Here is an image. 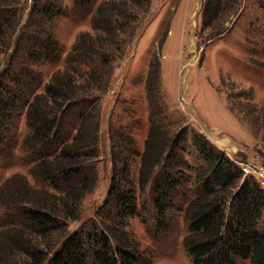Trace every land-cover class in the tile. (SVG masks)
I'll return each instance as SVG.
<instances>
[{
  "label": "rangeland",
  "instance_id": "1",
  "mask_svg": "<svg viewBox=\"0 0 264 264\" xmlns=\"http://www.w3.org/2000/svg\"><path fill=\"white\" fill-rule=\"evenodd\" d=\"M78 1L79 4L77 0H16L10 5L9 0L7 6L0 5L20 7L11 18L9 13L0 14L3 22L7 19L12 24L11 29L8 26L0 33V83L18 74L14 69L22 60L28 61L27 48L35 46L36 51H42L44 38L49 34L58 41V60L41 62L31 70L28 67L30 74L25 73L39 75L41 83H37L35 92L38 95L55 72L65 70V58L75 40L82 34L96 35L91 20L99 5L108 2L103 6L115 10L125 7L134 13L131 20L136 26L132 29L129 21L128 27L123 26L106 41H100L108 48L112 46L115 56L108 61L99 81L90 85L86 81L89 74H84L99 67L95 60L80 64L73 72L81 101L66 114L65 120L75 119L86 98L96 99L101 117L94 147L98 159L81 163L79 174L70 176L68 181H43L37 174L35 155L22 146L32 133L27 126L26 106L16 120V145H9V155L4 161L0 159V254L10 255L12 261L26 258L19 251V244L11 241L13 237H22L34 247L35 242L43 241L42 247L50 252L70 234L83 235L106 226L117 227L135 239L148 254L145 258L149 263L145 264H192L183 243L191 233L190 217L184 216V210L189 201L202 194L200 184L194 180L210 177L209 162L192 144L193 138L206 144V150L230 164L233 174L238 175L236 186L214 194L218 197L219 193L218 199L222 198L226 222L231 220L230 209L234 205L231 194L244 180H253L264 192V0H220L217 7L207 6L209 1L217 5L218 0ZM46 5L51 6L47 9L51 10L50 16L43 13ZM127 14H122V21ZM16 24L20 25V35L12 36ZM156 64L158 91L152 94L154 104L149 106L145 85ZM95 84L97 89L92 86ZM154 112L159 117L154 121L160 126L158 132L172 143V148H164L161 162L180 159L177 162L184 163L182 176L188 181L178 190L177 204L167 214L169 230L155 235L154 175L142 191L136 190L137 213L131 217L116 216L114 193L109 194L110 184L119 181L121 172L127 181L138 185L140 157L153 124L150 113ZM109 126L113 135L126 133V141L131 144L127 152L121 153L113 144L117 138L110 135ZM74 134L73 131L71 135ZM169 149L171 154H167ZM165 163L160 164L164 173ZM126 186L121 183L122 188ZM67 196H71L72 203L78 201V205L64 218V214H58L72 204ZM22 199L25 203L34 200L48 205L58 218V228L45 232L43 238L29 232V224L18 215L22 207H29L16 204ZM105 218L116 225L107 223ZM110 242L114 244L112 238ZM235 264L250 262L235 260Z\"/></svg>",
  "mask_w": 264,
  "mask_h": 264
},
{
  "label": "trees",
  "instance_id": "2",
  "mask_svg": "<svg viewBox=\"0 0 264 264\" xmlns=\"http://www.w3.org/2000/svg\"><path fill=\"white\" fill-rule=\"evenodd\" d=\"M8 1L0 0V5L2 3V5L7 6L6 4L10 3ZM14 3L16 4V0H11L10 5H14ZM76 3L79 4L80 2L77 0ZM107 3L104 2L103 5ZM219 3L220 0L217 1V5L215 2L209 1L207 7H217ZM103 5L98 6L91 20L92 29L96 35L82 34L75 40L71 50L66 55L65 70L55 72L40 95L35 94L39 87L37 83L40 82V77L36 74L35 76L28 75L30 73L27 69L29 67L31 70L34 68L33 66L44 61L55 62L58 60L60 48L56 37L52 34L44 38L42 51H36L35 46L27 48L29 49V56L26 58L28 61L22 60L17 69H14V64L10 63L9 65L15 70L14 72L18 74H14V77L4 84L0 83V159L3 160L9 155L6 153V148L9 145H16V120L26 106L27 126L32 133L26 138L22 146L27 148L30 154L35 155V159L38 161V176L50 184L56 182L57 178L68 181L72 178L70 176L81 172V163L98 159L94 147L98 139L97 132L100 128L101 117L98 103L95 104L96 99H84L74 120L66 121L65 118L66 114L72 112L73 107L81 101L77 97L79 89L72 79L73 72H77V66L95 60L99 67L96 66V69L93 67L84 74L86 76L89 74L86 81L90 82V85L96 83L100 80L108 61L115 56L112 52L113 47L108 48L100 41H106L114 31L123 26L128 27L129 21L132 22V29L136 28L134 19L131 20L133 12L127 11L125 7L115 10L113 7H104ZM43 7H45L43 13L45 12V15L50 16L51 6ZM19 8L0 7V14L2 12H5L6 15L9 13V18H11ZM48 8L50 9L47 10ZM124 13H128L125 22L122 21L121 17ZM4 22L0 18V33L3 32V28H8V26L10 27L8 29L12 28L9 20L6 19ZM19 26V24L15 25L12 36L20 35L19 29H17ZM12 45L13 42L9 48H12ZM153 68L148 74L145 85L147 99L150 101L149 106L154 104V101H151L152 94L158 91L159 66L156 64L153 65ZM27 72L26 76L25 73ZM92 86L97 89L96 84ZM154 113H150V120L153 124L150 128L144 153L140 157L138 185L127 181L121 172L119 181L110 184L109 194L114 193L112 205L116 211V216L118 218L131 217L137 213L136 190L142 191L148 185L151 175H154V184H156L153 188L152 202L156 211L153 223L155 235L160 232L166 233L169 230L170 223L167 214L177 204L178 190L185 187L188 181L182 176L181 169L184 168L182 166L184 163L177 162L180 159L175 157L171 161L172 163L168 164L165 161L161 162L164 148H172V143L169 139L161 137L160 126L154 123L155 117L157 119L159 117L156 112ZM109 128L110 135H115L117 138L113 144L118 147L121 153L127 152L126 148L131 144L126 141L128 140L126 133L113 135L112 127L109 126ZM73 131L75 134L71 135ZM163 142L166 144L163 145ZM201 143L197 141L196 137L193 138L192 144L201 153L204 161L209 162L210 177H198L199 179L194 180L200 184L199 188H201L202 194L189 201L185 206L184 216H189L191 221L189 230L191 233L183 241L188 257H190L192 264H235V260H248L250 264H264V223H262L264 219L261 221L262 216H264L263 190L253 180H244L240 188L231 194L234 205L230 209L231 220L228 219L226 222L225 209L221 208L222 198L218 199L219 193L218 197H215L214 194L234 186L239 178L237 174H233L231 171L230 164L219 161L213 151L206 150V144ZM167 152V154H171V149ZM161 163L167 164V172L162 171ZM85 181L87 180L84 179ZM122 182L127 186L122 188ZM70 197L67 196L66 200L69 199L72 203L73 199ZM23 200L16 201V204H27L29 207H22L23 209L19 210L18 215L29 224V232L43 238L45 232L58 228L60 225L57 221L58 218L53 215L52 212L54 211L48 205L34 200H27V203L21 202ZM110 202V200L106 201L103 207ZM77 205L78 201L73 202L67 208L64 207L65 211L58 215L64 214V218L68 217L70 212H73L71 210H75ZM106 221L116 225L109 219ZM102 223H106L105 220H102ZM9 237L12 238V236ZM110 238L113 239L114 244L110 242ZM11 241H16L19 244V251L23 252L26 258L21 262L12 261L9 259L10 255L0 254V264L149 263V259L146 260L145 258L148 256L146 251L139 247L135 239L129 238L124 231L117 227L102 226L84 232L83 235L70 234L61 242L59 247H56V250L53 249L50 252L42 247L43 241L40 243L34 241L35 247L33 246L34 243L31 245V242L22 239V237H13ZM50 254L51 257H49Z\"/></svg>",
  "mask_w": 264,
  "mask_h": 264
}]
</instances>
